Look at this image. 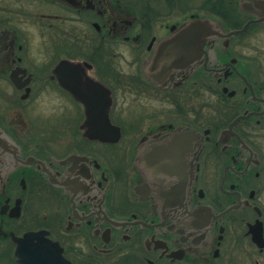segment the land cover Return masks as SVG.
<instances>
[{"label":"flooded vegetation","instance_id":"1","mask_svg":"<svg viewBox=\"0 0 264 264\" xmlns=\"http://www.w3.org/2000/svg\"><path fill=\"white\" fill-rule=\"evenodd\" d=\"M19 2L0 8L1 104L56 90L62 139L34 142L0 110V264H23L28 233L27 264H264V67L245 49L264 0ZM192 22L205 28L170 40ZM106 120L119 140L88 138Z\"/></svg>","mask_w":264,"mask_h":264},{"label":"rangeland","instance_id":"2","mask_svg":"<svg viewBox=\"0 0 264 264\" xmlns=\"http://www.w3.org/2000/svg\"><path fill=\"white\" fill-rule=\"evenodd\" d=\"M15 1V2H13ZM25 2H29L30 0H24ZM36 1V0H32ZM23 3L19 2V0H0V8L1 9H6V10H19L20 8H23L24 10L27 9V7H24ZM11 6V7H10ZM28 6V5H26ZM34 8L35 9H44L47 8L46 5H41L39 2L34 3ZM34 11V9H33ZM38 12V11H36ZM23 27L27 28L30 30L31 34V43L30 45L33 48V54L36 57V62H40L42 59V49H41V44L43 43L42 41V35L40 33V29L36 23H31V24H23ZM250 44H254L251 49L245 48L252 52L251 57H255L257 60V64H260L264 67V34H260L259 36H255L249 40ZM252 50V51H251ZM249 51H245L243 49L244 54H249ZM42 56V57H41ZM124 63V64H123ZM123 66H127L125 62H123ZM38 87V86H36ZM10 92H13V89L10 90ZM12 97L13 95H9ZM4 97V96H3ZM3 98H0V110L5 108L6 105L1 104L3 102ZM18 101V100H17ZM131 101V100H130ZM118 102H121V100H118ZM151 102V101H150ZM18 105L16 106L17 110L13 111L14 109H3L4 112H7L6 118L9 120L11 118L15 119L18 121L20 118L21 120L24 119V122H18L19 126L23 128V131L25 130H31V139L34 142H39L40 139L45 138V135L47 136L48 139L54 140V142H50V144H58L59 141H61L62 138L57 137L58 133V120H61L60 117L54 116L58 112V96L56 90L49 88V92L46 90H41L40 88H35L33 90L32 95L30 96L29 99L26 101L22 102H17ZM23 103V105H21ZM139 103V102H137ZM152 103V102H151ZM127 104H118V112L117 113H123L126 109ZM22 106V108L20 107ZM133 106V105H132ZM134 106L140 108L137 104H134ZM133 106V107H134ZM2 107V108H1ZM32 107V108H31ZM31 108V109H30ZM119 108H124L122 110H119ZM131 111V113H133ZM118 114L115 113V119L118 120L119 116ZM23 118V119H22ZM127 118H130V114L127 116ZM121 121V119H119ZM140 124V123H139ZM144 127H141V124L136 128V133H132L133 135H129L127 130L131 127L128 125L125 129V136L124 140L125 143L127 144L130 139H132V142H135L139 138V131L140 129L147 128L149 126L153 125V120L151 121H146L145 124H142ZM22 131V132H23ZM49 131V133L47 132ZM24 134H28L24 133ZM71 137L68 139L66 138L65 144H67L68 141H70ZM123 141V140H122ZM124 142V141H123ZM69 143V142H68ZM247 262V261H246Z\"/></svg>","mask_w":264,"mask_h":264},{"label":"water","instance_id":"3","mask_svg":"<svg viewBox=\"0 0 264 264\" xmlns=\"http://www.w3.org/2000/svg\"><path fill=\"white\" fill-rule=\"evenodd\" d=\"M248 24H246L242 29H236V30H232L228 33H226V36L228 37L229 35L238 33V32H242L244 31V29L246 28ZM201 27H204V25H202L200 22H192V23H187L186 25L182 26L181 28H179L178 30L175 31V35L170 39L173 43L174 42H178L181 39H183V36H187V39L189 38L190 34H197L199 32H201ZM205 28V27H204ZM74 63L68 62V61H63L61 63H59L55 69H54V73L57 75H59V72L61 71H66L67 68L65 70H63V66L65 67H69V66H74ZM149 77L154 79V73L153 71H149L148 72ZM66 87L70 90H72L73 92L75 91L74 87L71 86H67ZM81 97V96H78ZM83 99V98H81ZM88 121L85 122V125ZM89 125L90 124V120L88 122ZM106 125V126H105ZM90 128H105L107 134L105 135H93V136H88V138L90 139H98L100 141H104V142H116L119 140L120 138V129L119 127L115 126V125H111L110 122H108L107 120L104 122V125H101V122H99V126H90ZM152 156V155H151ZM150 163L154 165V160L153 157L150 158ZM257 226V229H256ZM252 230H253V239L255 241V243L259 246L262 247L263 246V236H262V227H261V223L259 221H257V224L254 226H252ZM38 235V233H28L25 234V236L21 239H18V247L16 250V258L18 261L22 262L23 264H27V260L26 258V240L32 239V238H36ZM21 253H22V257H21ZM20 256V258H19ZM28 257V256H27ZM30 257V255H29ZM32 264H36V261L33 260L31 262ZM53 264V263H51ZM55 264H59L58 262H55Z\"/></svg>","mask_w":264,"mask_h":264}]
</instances>
